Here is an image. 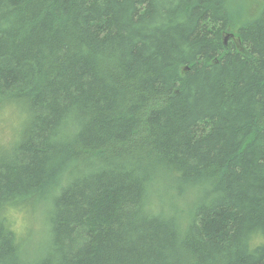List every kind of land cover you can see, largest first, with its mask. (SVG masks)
Wrapping results in <instances>:
<instances>
[{
	"label": "trees",
	"instance_id": "1",
	"mask_svg": "<svg viewBox=\"0 0 264 264\" xmlns=\"http://www.w3.org/2000/svg\"><path fill=\"white\" fill-rule=\"evenodd\" d=\"M17 108L0 264H264V3L233 32L227 0H0Z\"/></svg>",
	"mask_w": 264,
	"mask_h": 264
},
{
	"label": "rangeland",
	"instance_id": "2",
	"mask_svg": "<svg viewBox=\"0 0 264 264\" xmlns=\"http://www.w3.org/2000/svg\"><path fill=\"white\" fill-rule=\"evenodd\" d=\"M263 3L264 0H227V10L232 22L233 32H236L240 26L249 23L261 10ZM17 110L18 111L11 112L10 117L4 116V124H0V150H3L8 146L11 135L10 126L13 129L15 123L16 126L14 128V133L19 134L22 123L25 121L22 110L19 108H17ZM161 184H163V182H161ZM158 196L159 193L155 191H153L151 196L148 195L150 199ZM149 209L153 212V207H149ZM12 219L14 223L13 229L18 234H26V232L31 234L37 230V224L42 222L40 215L35 216L32 211L26 208L23 211H14ZM26 239L29 240L32 239V237L27 234Z\"/></svg>",
	"mask_w": 264,
	"mask_h": 264
}]
</instances>
